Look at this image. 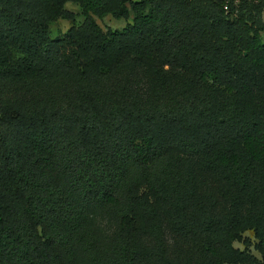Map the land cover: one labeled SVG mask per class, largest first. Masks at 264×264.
I'll return each instance as SVG.
<instances>
[{"label": "trees", "instance_id": "16d2710c", "mask_svg": "<svg viewBox=\"0 0 264 264\" xmlns=\"http://www.w3.org/2000/svg\"><path fill=\"white\" fill-rule=\"evenodd\" d=\"M235 6L0 0V264H250L248 230L264 264V21Z\"/></svg>", "mask_w": 264, "mask_h": 264}, {"label": "rangeland", "instance_id": "374dc122", "mask_svg": "<svg viewBox=\"0 0 264 264\" xmlns=\"http://www.w3.org/2000/svg\"><path fill=\"white\" fill-rule=\"evenodd\" d=\"M234 3L236 4L235 6L236 9H242V11L247 15H251L254 18H261V20L264 21V0H234ZM65 8L76 14L77 21H80L82 19L77 4L72 2H67L65 4ZM131 17L132 15L130 16L129 19L125 20V19H115L112 16L107 15L103 18L95 17V20L103 30H106L107 28L120 29L127 22L131 21ZM69 24H70L69 21L63 18H59L56 21L51 22L49 24L51 36L56 37L62 35L68 29ZM120 81L121 80H117L113 83L114 90L117 94L124 93L120 88ZM141 84L142 81H139L135 84L132 83L130 89H128L127 95L129 99L135 100V104L139 106V108L142 111H153L157 114H163L169 111H173L176 107L180 105H183L184 107L190 109H192L197 105H199L198 107H200L199 98L195 94L192 95L185 94L170 99L156 100V102L152 104H146L144 102H136V98L134 97V95L139 91V87L141 86ZM58 105L61 108L60 111L61 113L69 114L72 112V107L68 104V102H58ZM116 105L117 103L113 102L112 106L110 108H107L109 110V113H111L112 115H116V112L114 111ZM5 133L6 132L4 128L0 126V135L4 136ZM166 227L167 226H165V228ZM243 237L246 238L247 243H249L248 247L245 246L246 245L245 243H242L240 241H234L233 242L234 247L239 248L240 250L247 249L248 254L254 258V261L250 264H258V261L260 260L261 256L254 248V243L257 240L254 237L253 232L251 230L245 231L243 233ZM163 239L165 241L164 244L167 251L171 252L172 246H171L170 235L166 229L163 232ZM147 242H149L150 246L151 245L154 246V243H152L151 241H147Z\"/></svg>", "mask_w": 264, "mask_h": 264}]
</instances>
